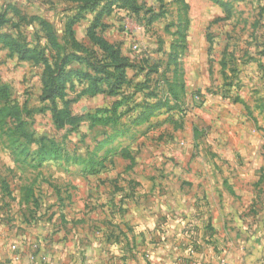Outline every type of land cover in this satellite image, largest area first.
Segmentation results:
<instances>
[{
  "label": "rangeland",
  "instance_id": "obj_1",
  "mask_svg": "<svg viewBox=\"0 0 264 264\" xmlns=\"http://www.w3.org/2000/svg\"><path fill=\"white\" fill-rule=\"evenodd\" d=\"M235 123L264 127V0H0L12 231L69 255L123 241L135 198L205 201Z\"/></svg>",
  "mask_w": 264,
  "mask_h": 264
},
{
  "label": "crops",
  "instance_id": "obj_2",
  "mask_svg": "<svg viewBox=\"0 0 264 264\" xmlns=\"http://www.w3.org/2000/svg\"><path fill=\"white\" fill-rule=\"evenodd\" d=\"M236 124L226 131V145L213 147L216 177L205 201L135 198L126 211L129 228L119 230L123 241L83 244L72 255L43 241L40 230L26 238L0 224V264H218L222 257L264 264V127ZM189 239L193 253L181 244Z\"/></svg>",
  "mask_w": 264,
  "mask_h": 264
},
{
  "label": "trees",
  "instance_id": "obj_3",
  "mask_svg": "<svg viewBox=\"0 0 264 264\" xmlns=\"http://www.w3.org/2000/svg\"><path fill=\"white\" fill-rule=\"evenodd\" d=\"M222 6L224 7V9H225V11L228 13L229 12V10H228V8L224 5V4H222ZM72 23H73V21H71L69 24H68V27L70 28V26L72 25ZM28 52V50H24V58H27L28 56H27V53ZM30 58V57H29ZM31 59V58H30ZM53 80H54V78H53ZM52 91H54V89L53 88H50V92H52ZM82 94H86V93H89V94H93L94 93V91H91V90H88V89H85V90H82V92H81ZM119 104H116L115 106H118ZM61 112H59V114H60ZM64 116H68V114H64ZM69 117V116H68ZM56 125L57 126H63L64 125V122H63V120H57V123H56Z\"/></svg>",
  "mask_w": 264,
  "mask_h": 264
},
{
  "label": "built area",
  "instance_id": "obj_4",
  "mask_svg": "<svg viewBox=\"0 0 264 264\" xmlns=\"http://www.w3.org/2000/svg\"><path fill=\"white\" fill-rule=\"evenodd\" d=\"M181 244L183 246L187 247L191 251V253L194 252L195 248H194L193 242L190 239L186 242H182ZM218 264H229V263L227 262V260L224 257H222L219 259Z\"/></svg>",
  "mask_w": 264,
  "mask_h": 264
}]
</instances>
